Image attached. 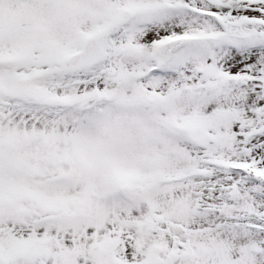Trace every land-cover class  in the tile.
Listing matches in <instances>:
<instances>
[{
    "label": "snow or ice",
    "instance_id": "snow-or-ice-1",
    "mask_svg": "<svg viewBox=\"0 0 264 264\" xmlns=\"http://www.w3.org/2000/svg\"><path fill=\"white\" fill-rule=\"evenodd\" d=\"M0 264H264V0H0Z\"/></svg>",
    "mask_w": 264,
    "mask_h": 264
}]
</instances>
